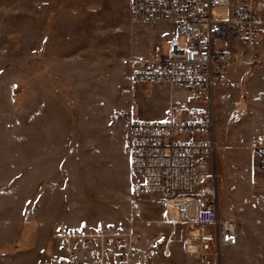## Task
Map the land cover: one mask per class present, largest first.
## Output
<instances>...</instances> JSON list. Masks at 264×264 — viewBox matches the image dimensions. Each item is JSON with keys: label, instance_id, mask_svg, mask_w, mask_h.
<instances>
[{"label": "rangeland", "instance_id": "obj_1", "mask_svg": "<svg viewBox=\"0 0 264 264\" xmlns=\"http://www.w3.org/2000/svg\"><path fill=\"white\" fill-rule=\"evenodd\" d=\"M26 1L0 0V264L46 262L55 249L53 233L60 216L69 219L81 217L86 221L106 218L125 225L153 242L155 254L150 260L154 264H201L198 258L185 253L182 247L184 228L164 214L159 193L124 195L125 183L121 175L107 176L109 188H105L103 172L86 171L88 166L84 163L88 160L83 153L86 141H82V132L80 143L75 145V155L71 154V146L64 150L65 161L61 171H50L47 165L42 171H35V165L30 166V157L25 149L24 116L29 114L31 106L34 112L37 104L34 97L36 99L39 93L32 91L33 101L30 102L28 91V103H25L22 61L18 58L23 55V10ZM56 1L49 3L54 10L48 14V20H61L64 26L82 20L96 21V24L106 21L102 26L97 24L94 32V39L99 43L115 41L117 36L124 48L135 46L146 52L158 38L167 34L156 30L161 25L165 26L162 22L131 20L128 0ZM110 23H115L116 35L108 34ZM165 44L161 46L165 47ZM12 46L20 47L21 51L10 49ZM101 46V49L104 48ZM105 48V55H97L103 58L116 56L109 47ZM237 53L238 62L233 68L247 75L242 77L239 97L235 96L234 100L244 105L255 103L256 107L258 105L256 112L264 117V33L254 42L243 43ZM13 54L17 56L14 62L11 59ZM252 73L257 74L252 77L249 75ZM250 78L257 80L254 88ZM108 80V76H96L95 91L63 92L60 97L54 93L61 106H47L43 112L64 118L74 115L79 117L83 127L85 119L102 115L111 106L112 114L117 116L131 120L146 118L141 117L140 112L160 105L167 95L156 84L129 83L125 76L114 75L112 81ZM252 90L258 91L256 99ZM250 96H254L258 104ZM192 101L194 99L187 93L179 96L174 103L175 116L178 117ZM240 120L239 114L231 116L229 128L234 130L226 133L223 139L217 136L211 166L219 175L215 179L214 192L219 213L222 217L235 220L244 238L237 246L225 249L210 264H264V190L258 189L264 187V140L254 136L255 132H264V120L253 124H244ZM231 134L235 137L232 138ZM239 136L242 138L239 139ZM244 171L256 183L252 185L250 194L241 186L234 189L227 186L239 176L246 177ZM224 196L227 197L229 215L222 214L221 198Z\"/></svg>", "mask_w": 264, "mask_h": 264}, {"label": "built area", "instance_id": "obj_2", "mask_svg": "<svg viewBox=\"0 0 264 264\" xmlns=\"http://www.w3.org/2000/svg\"><path fill=\"white\" fill-rule=\"evenodd\" d=\"M129 14L136 22L174 24L164 52L132 61L131 80L168 84L206 102L178 117L171 105L167 118L131 121V188L159 193L164 214L184 228L185 253L210 264L240 243L238 223L222 217L214 199L211 94L237 64V45L264 33V0H130ZM262 153L264 163V147ZM53 236L54 252L42 264H154L153 242L117 222L59 224Z\"/></svg>", "mask_w": 264, "mask_h": 264}, {"label": "crops", "instance_id": "obj_3", "mask_svg": "<svg viewBox=\"0 0 264 264\" xmlns=\"http://www.w3.org/2000/svg\"><path fill=\"white\" fill-rule=\"evenodd\" d=\"M52 2L57 3L56 0H27L23 10V55L22 58L19 57L18 59L22 61V75L24 77L26 95L25 103H28V91H30V102L33 101V99L31 100L32 91L39 93L36 99L34 97V101L37 103L35 104L34 102V112L31 106L29 114L27 113L24 116L25 149L30 157V166L32 167V164H34L35 171H42L46 165L50 167L48 168L50 171H61L65 161L63 158L64 150L71 146V154L74 156L75 145L80 143V132H82V141H86L85 146L83 147L82 145L83 153H85L88 160V162L84 163L88 166L85 168L86 171L103 172V179L105 180L103 187L105 188H109L107 176L121 175L125 183L123 194L136 193L137 195L138 193L131 188L130 183L129 144L130 124L132 121L130 118L112 114L113 107L110 105V109L104 114L93 115L85 119V122L82 123L84 125L81 127L79 117L74 115L65 118L58 115L51 116L45 114L43 108L61 106V102H58L59 99H55L54 93H58L57 95L60 97V93L63 92L95 91L97 89L96 76H108V81H112L111 78L114 75L125 76L129 83L133 82L130 78L132 61L134 59H153L157 54L164 52L169 39L173 35L174 24L172 22H162L165 26L160 24L161 26L156 30L159 33L167 32V34L158 38V41L151 45L149 51L142 52L135 46H131L129 49L124 48L117 36L115 41L107 42L108 44L96 42L94 39L96 26L97 24L102 26L106 24V21L96 24V21L82 20L80 22H70L68 26H64L61 20H48V14L54 10V8L49 7V3L52 4ZM129 3L130 0H128V8ZM1 20L0 18V25ZM148 25L150 24L148 23ZM115 27V23H110L108 34L115 33L116 35L117 27ZM162 43H166L165 47L161 46ZM101 45L104 48L101 49ZM241 45H237V50ZM105 46L109 47L108 49L113 53H116V56L101 57V53L105 55L103 52L107 49ZM9 48L18 52L21 51L20 47L12 46ZM3 50L5 49L3 48ZM98 53H100L99 56L97 55ZM8 56L10 57V52ZM16 57V54L11 57L13 62L17 59ZM256 74L252 73L249 75L253 77ZM245 75H247L246 72L232 68L228 73L227 79L213 87L210 110L216 138L217 136L220 139L224 136L226 137V133L234 130V128H229V119L235 114L240 115V122L244 124L251 122L253 124L264 120V117H260V114L257 113L258 105L256 107L255 103L239 104L234 100L235 96L239 97V87L242 77ZM256 81V79H249V82L253 83V88L256 86ZM156 86L160 90H165L167 95L162 98L160 105L142 110L139 114L141 117L167 118L170 106H174L179 96L183 93L190 95L188 91L170 87L168 84L159 83ZM251 93L255 95V99L258 97V91L252 90ZM250 98L257 103L254 96H250ZM259 103L261 104V102ZM111 104L113 105V103ZM205 104V100L194 99L190 106L205 108ZM254 136L264 140V132H255ZM231 137L234 138L235 135L231 134ZM240 138L242 137L239 136ZM234 169L237 170L238 167ZM30 170L32 171L33 168H30ZM255 184L251 175L246 173V177L239 176L227 186H232L233 189L241 186L250 194V190L253 189L252 185L254 186ZM258 189L263 191L264 187ZM226 198L225 196L221 198L223 215H229ZM249 211L248 207L247 212ZM58 220L57 225L86 221L81 217L69 219L65 216L58 217ZM87 222L104 224L114 221L106 218H93V220ZM239 234L240 240H243L244 235L240 232Z\"/></svg>", "mask_w": 264, "mask_h": 264}]
</instances>
